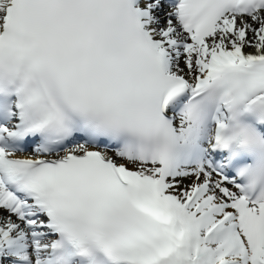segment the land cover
I'll use <instances>...</instances> for the list:
<instances>
[{
  "label": "snow or ice",
  "instance_id": "obj_1",
  "mask_svg": "<svg viewBox=\"0 0 264 264\" xmlns=\"http://www.w3.org/2000/svg\"><path fill=\"white\" fill-rule=\"evenodd\" d=\"M0 264H264V0H0Z\"/></svg>",
  "mask_w": 264,
  "mask_h": 264
}]
</instances>
